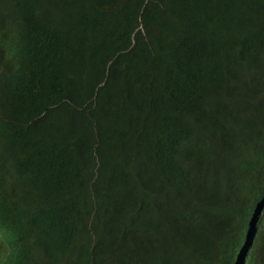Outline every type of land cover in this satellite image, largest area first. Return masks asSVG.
<instances>
[{
  "label": "trees",
  "instance_id": "1",
  "mask_svg": "<svg viewBox=\"0 0 264 264\" xmlns=\"http://www.w3.org/2000/svg\"><path fill=\"white\" fill-rule=\"evenodd\" d=\"M0 264H264V0H0Z\"/></svg>",
  "mask_w": 264,
  "mask_h": 264
},
{
  "label": "water",
  "instance_id": "2",
  "mask_svg": "<svg viewBox=\"0 0 264 264\" xmlns=\"http://www.w3.org/2000/svg\"><path fill=\"white\" fill-rule=\"evenodd\" d=\"M261 211H262V209H261Z\"/></svg>",
  "mask_w": 264,
  "mask_h": 264
}]
</instances>
